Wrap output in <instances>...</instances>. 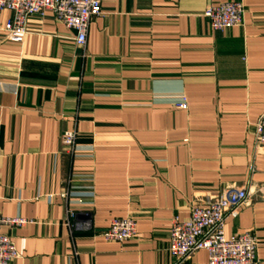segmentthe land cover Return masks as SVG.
<instances>
[{"label":"crops","instance_id":"0c3cea01","mask_svg":"<svg viewBox=\"0 0 264 264\" xmlns=\"http://www.w3.org/2000/svg\"><path fill=\"white\" fill-rule=\"evenodd\" d=\"M241 2V26L213 30L211 6ZM84 48L52 13L24 41L0 10V214L12 264H208L168 252L197 200L244 187L225 223L252 232L264 264V0H101ZM186 102L180 109L178 102ZM75 132V150L61 144ZM64 196V194H66ZM72 212L73 215H69ZM132 217L125 242L103 233Z\"/></svg>","mask_w":264,"mask_h":264},{"label":"built area","instance_id":"2783aa9c","mask_svg":"<svg viewBox=\"0 0 264 264\" xmlns=\"http://www.w3.org/2000/svg\"><path fill=\"white\" fill-rule=\"evenodd\" d=\"M0 10L13 14L4 26L7 37L24 41L29 33L30 17L44 18L52 13L67 28L76 32L75 43L84 48L91 20L102 14L101 0H0ZM204 16L209 19L213 30H225L241 26L244 5L241 2H225L209 7ZM186 109V102L176 104ZM257 146L264 150V114L255 125ZM75 132H65L61 144L70 152L75 150ZM64 194V196H66ZM249 200L244 187L234 188L215 197L197 200L190 208L189 216L180 220L175 217L169 234L168 252L176 260L184 261L198 250L208 254V264H259L257 239L252 232L236 234L230 238L225 233L229 216L236 214ZM69 215H73L72 212ZM33 222L16 216L0 214V264H12L19 253L11 238L1 233L2 226L20 227ZM136 221L132 217L113 219L103 236L110 241L125 242L136 234Z\"/></svg>","mask_w":264,"mask_h":264}]
</instances>
